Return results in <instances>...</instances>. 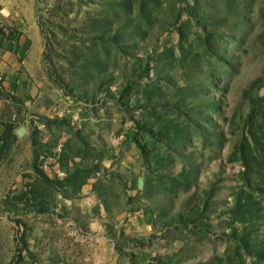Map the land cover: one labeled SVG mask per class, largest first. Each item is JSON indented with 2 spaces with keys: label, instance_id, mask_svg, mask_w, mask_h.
Segmentation results:
<instances>
[{
  "label": "rangeland",
  "instance_id": "1",
  "mask_svg": "<svg viewBox=\"0 0 264 264\" xmlns=\"http://www.w3.org/2000/svg\"><path fill=\"white\" fill-rule=\"evenodd\" d=\"M9 1L0 264H264V0Z\"/></svg>",
  "mask_w": 264,
  "mask_h": 264
},
{
  "label": "crops",
  "instance_id": "2",
  "mask_svg": "<svg viewBox=\"0 0 264 264\" xmlns=\"http://www.w3.org/2000/svg\"><path fill=\"white\" fill-rule=\"evenodd\" d=\"M0 14L5 25L0 32V72L7 73L11 80L28 66L36 68L41 42L34 22L19 19L9 0H0ZM3 88L9 89L10 84L4 83Z\"/></svg>",
  "mask_w": 264,
  "mask_h": 264
},
{
  "label": "water",
  "instance_id": "3",
  "mask_svg": "<svg viewBox=\"0 0 264 264\" xmlns=\"http://www.w3.org/2000/svg\"><path fill=\"white\" fill-rule=\"evenodd\" d=\"M53 99H56V95H52ZM25 133V130L23 128H19L17 131H16V134L18 136H22L23 134ZM138 187H141V181L139 180L138 181Z\"/></svg>",
  "mask_w": 264,
  "mask_h": 264
},
{
  "label": "built area",
  "instance_id": "4",
  "mask_svg": "<svg viewBox=\"0 0 264 264\" xmlns=\"http://www.w3.org/2000/svg\"><path fill=\"white\" fill-rule=\"evenodd\" d=\"M0 30H5V25H4L1 14H0ZM0 79H1V77H0Z\"/></svg>",
  "mask_w": 264,
  "mask_h": 264
}]
</instances>
